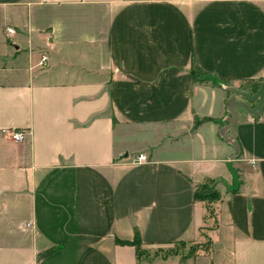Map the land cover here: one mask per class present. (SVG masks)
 Instances as JSON below:
<instances>
[{
    "label": "crops",
    "instance_id": "crops-1",
    "mask_svg": "<svg viewBox=\"0 0 264 264\" xmlns=\"http://www.w3.org/2000/svg\"><path fill=\"white\" fill-rule=\"evenodd\" d=\"M243 79L264 80V0H0V264H148L115 239L195 240L206 179L217 227L184 264H264V105L226 131L238 157L218 133Z\"/></svg>",
    "mask_w": 264,
    "mask_h": 264
},
{
    "label": "trees",
    "instance_id": "trees-1",
    "mask_svg": "<svg viewBox=\"0 0 264 264\" xmlns=\"http://www.w3.org/2000/svg\"><path fill=\"white\" fill-rule=\"evenodd\" d=\"M190 81L197 84H210L217 85L216 82H212L208 76V73L198 67L193 57L190 58ZM261 79H243L238 82L237 89H246L249 92H253ZM224 84L230 85L228 81H223ZM210 118L201 117L193 118L191 131L194 130L200 123L209 121ZM240 155V153H239ZM238 157V156H237ZM238 176L235 174V179ZM219 181L213 179H206L203 182H199L192 187V200L202 205L203 213L201 224L197 229V237L192 241H177L173 242L170 246L164 248H156L153 250H147L142 248L141 240L136 228L133 229V236L131 240L115 239L118 244H128L133 246L135 257L137 260L144 259L151 264L155 258L164 260L169 255L177 256V263L184 264L186 260L193 258L199 253L209 254L212 242V233L217 227V203L221 199V193L219 192L217 185ZM241 184V181L237 179V185L229 192H236ZM55 247H49L39 253L37 258H43L53 252Z\"/></svg>",
    "mask_w": 264,
    "mask_h": 264
},
{
    "label": "water",
    "instance_id": "water-1",
    "mask_svg": "<svg viewBox=\"0 0 264 264\" xmlns=\"http://www.w3.org/2000/svg\"><path fill=\"white\" fill-rule=\"evenodd\" d=\"M221 87L231 92L235 98H228L225 102L228 115L225 117L226 123L219 128L218 133L233 149L230 158H235L239 155V147L235 139L226 135V131L235 123L238 110L243 111L252 118L260 115L264 105V80L259 82L257 88L253 92L239 90L231 85H221Z\"/></svg>",
    "mask_w": 264,
    "mask_h": 264
},
{
    "label": "built area",
    "instance_id": "built-area-1",
    "mask_svg": "<svg viewBox=\"0 0 264 264\" xmlns=\"http://www.w3.org/2000/svg\"><path fill=\"white\" fill-rule=\"evenodd\" d=\"M4 31H5L6 35H11L13 33V28L12 27H6ZM45 59H46V56L42 55L40 57L38 64L42 65L44 63ZM1 132L7 133L9 139L14 141V142L22 141L24 138V134H25L24 130H5V129H2ZM145 159H146V157L143 154H138V155L134 156V158H133V160L135 162H143V161H145ZM252 163H253V161L250 160L249 164H252Z\"/></svg>",
    "mask_w": 264,
    "mask_h": 264
}]
</instances>
